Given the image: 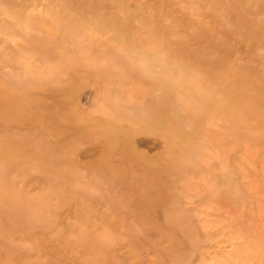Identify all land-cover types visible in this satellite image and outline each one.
Returning <instances> with one entry per match:
<instances>
[{
	"label": "rangeland",
	"instance_id": "rangeland-1",
	"mask_svg": "<svg viewBox=\"0 0 264 264\" xmlns=\"http://www.w3.org/2000/svg\"><path fill=\"white\" fill-rule=\"evenodd\" d=\"M0 264H264V0H0Z\"/></svg>",
	"mask_w": 264,
	"mask_h": 264
}]
</instances>
